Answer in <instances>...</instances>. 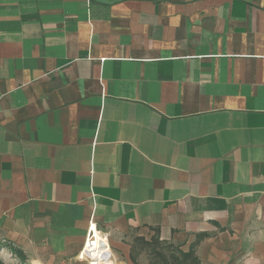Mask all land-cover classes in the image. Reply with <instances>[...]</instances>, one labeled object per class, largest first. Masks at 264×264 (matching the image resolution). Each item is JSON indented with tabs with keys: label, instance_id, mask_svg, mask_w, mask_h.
<instances>
[{
	"label": "crops",
	"instance_id": "obj_1",
	"mask_svg": "<svg viewBox=\"0 0 264 264\" xmlns=\"http://www.w3.org/2000/svg\"><path fill=\"white\" fill-rule=\"evenodd\" d=\"M90 220L264 264V0H0L1 240L83 264Z\"/></svg>",
	"mask_w": 264,
	"mask_h": 264
},
{
	"label": "rangeland",
	"instance_id": "obj_2",
	"mask_svg": "<svg viewBox=\"0 0 264 264\" xmlns=\"http://www.w3.org/2000/svg\"><path fill=\"white\" fill-rule=\"evenodd\" d=\"M1 239L3 238L0 236V264H29L15 259ZM178 247L167 244H155L151 247L136 244L133 247L135 258L131 264H161L162 261H170L172 257L179 255Z\"/></svg>",
	"mask_w": 264,
	"mask_h": 264
},
{
	"label": "built area",
	"instance_id": "obj_3",
	"mask_svg": "<svg viewBox=\"0 0 264 264\" xmlns=\"http://www.w3.org/2000/svg\"><path fill=\"white\" fill-rule=\"evenodd\" d=\"M76 259L83 264H115L108 237L96 228L92 220L88 223L85 241Z\"/></svg>",
	"mask_w": 264,
	"mask_h": 264
},
{
	"label": "trees",
	"instance_id": "obj_4",
	"mask_svg": "<svg viewBox=\"0 0 264 264\" xmlns=\"http://www.w3.org/2000/svg\"><path fill=\"white\" fill-rule=\"evenodd\" d=\"M199 240L196 239V242L190 246V249L187 253H182L179 251V255L176 257H172L170 261H162L161 264H199L197 258L194 256V248L197 246V242ZM159 244L157 241H152L147 246L151 247L152 245ZM5 247L8 251L14 256L15 259H18L22 263L24 262V257L22 253L13 247L11 244L4 242Z\"/></svg>",
	"mask_w": 264,
	"mask_h": 264
}]
</instances>
